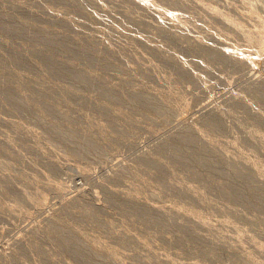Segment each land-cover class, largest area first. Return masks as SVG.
<instances>
[{"label":"rangeland","instance_id":"374dc122","mask_svg":"<svg viewBox=\"0 0 264 264\" xmlns=\"http://www.w3.org/2000/svg\"><path fill=\"white\" fill-rule=\"evenodd\" d=\"M98 1L0 0V264H85L58 244L79 232L86 245L114 248L121 264H264L249 246L264 247V209L232 171L244 167L238 161L246 156L260 169L251 183L264 189V59L251 69L213 57L232 51L256 60V44L233 28H264V0H143L147 7L142 0ZM50 38L66 39L73 51L43 43ZM41 53L95 79L86 84L56 75L41 64ZM104 89L114 98L101 96ZM7 95L18 101L16 108ZM142 96L164 104L170 115L162 117ZM234 96L243 103L237 106ZM218 118L221 128L208 130V121ZM52 126L65 133L50 132ZM191 130L197 142L180 141ZM88 136L96 154L79 148ZM201 145L217 148L207 155ZM192 146L209 161H173L174 147L188 152ZM217 153L223 163H216ZM231 162L236 167H227ZM52 183L64 188L55 192ZM216 184L243 190L249 204L221 195ZM139 206L153 221L142 218ZM187 211L215 229L191 223ZM237 234L252 252L249 263L243 261L248 250L230 249ZM101 255L91 264H116Z\"/></svg>","mask_w":264,"mask_h":264},{"label":"bare ground","instance_id":"6f19581e","mask_svg":"<svg viewBox=\"0 0 264 264\" xmlns=\"http://www.w3.org/2000/svg\"><path fill=\"white\" fill-rule=\"evenodd\" d=\"M66 1V0H65ZM131 1H133V2H137V0H131ZM95 2L96 3H98L99 1L98 0H95ZM142 5L144 6V7H147L148 6V3H146L145 1H143L142 0ZM21 7V6H20ZM246 16V15H245ZM173 20L177 23V24H179V25H183V24H181V22L177 19V18H173ZM225 25V27H229L230 28V26L228 25V24H224ZM254 26H256V27H254ZM253 26V29H249V30H247V29H244V28H238V27H234L233 29L235 30V32L238 34V35H240L241 37L243 36V37H245L246 38V40L248 41V42H254L255 44H256V46H257V49L255 50V52L253 53V55L256 57V60L255 61H253V59L252 58H250V57H248V56H246V57H244L243 59H240V58H237L236 56H235V54H234V52H232V51H229V52H225V51H218V52H214V54H213V57L215 56L216 58H219V59H223V58H225V59H228V58H231V59H234L235 61H237V62H240L241 64L242 63H244L245 65H247V66H249L251 69H253L254 68V66H257L258 64H259V62H260V58H262V59H264L262 56L264 55V28H257V26L258 25H254ZM6 27V26H5ZM7 28V27H6ZM13 28H15L14 26H13ZM12 29V28H11ZM10 29V30H11ZM16 29V28H15ZM14 29V30H15ZM17 31V33L19 34V32H18V30H20L21 31V29H19V28H17L16 29ZM22 32V31H21ZM14 33H15V31H14ZM47 38H49V37H47ZM44 39H45V37H44ZM62 39V38H61ZM67 40H69V39H67ZM71 40V39H70ZM136 40H137V38H136ZM41 41H43V40H41ZM72 42V41H71ZM195 42H199L200 44H199V46L200 45H202V44H204L200 39H196L195 40ZM43 43H49V47H53L54 49L56 48V47H58L57 45H59L60 47H62L64 50H66V52H72L73 51V47H74V45H73V47L69 50V47H71V46H69V44L68 43H70V42H66V39L64 40V39H62V40H60V39H58V38H50V39H48V40H46V42L45 41H43ZM75 44V43H74ZM46 45H48V44H46ZM78 45V44H77ZM197 45H198V43H197ZM78 48V47H77ZM75 49H76V46H75ZM21 50V49H20ZM78 50V49H77ZM196 50V49H195ZM22 51V50H21ZM79 51H80V49H79ZM83 51V50H82ZM17 52V54H18V52H20L19 50H17L16 51ZM40 52V51H39ZM71 52H70V54H71ZM20 54H22V53H20ZM19 54V55H20ZM35 54H36V51H35ZM42 54V53H41ZM40 54V55H41ZM39 55V54H38ZM40 55L38 56L39 58H40ZM42 55H44L43 57H45L44 58V61L41 63L40 62V59H39V62L43 65V63L44 64H48V67L50 66L51 67V69L55 72V74L57 75H63V76H68L69 78H70V80H72L73 79V81L74 80H76V81H78L77 83H79V82H83L84 83V81L86 80V78H87V75H84L83 73V75L81 74V72H79V71H77V70H74V69H71V70H69V69H67L65 66H62V65H59L60 63L58 62V60H55V58L54 57H48V58H46L47 56H45V55H47V54H42ZM16 57V55H13V57ZM21 56V55H20ZM42 57V56H41ZM9 59V58H8ZM7 59V60H8ZM13 59V58H12ZM17 59H19V58H17ZM17 59H14L13 61H17ZM11 60V59H10ZM42 60V59H41ZM9 61V60H8ZM12 61V60H11ZM10 62V61H9ZM18 62V61H17ZM12 63V62H11ZM16 63V62H15ZM37 64H39V63H37ZM40 64V65H41ZM62 64V63H61ZM42 65H41V67H42ZM46 65H44L43 67H45ZM262 66V65H261ZM47 68V67H46ZM48 69V68H47ZM182 69V68H181ZM263 69H264V67H263ZM183 70V69H182ZM49 71H50V69H49ZM184 71V70H183ZM51 72V71H50ZM185 72V71H184ZM97 74V73H96ZM183 74V73H182ZM19 75V74H18ZM90 75H92L91 73H90ZM89 75V76H90ZM185 75V74H184ZM191 75V74H190ZM195 76V77H194ZM15 77V76H14ZM92 77V76H91ZM194 77V78H193ZM72 78V79H71ZM195 78H196V75H193L192 76V79L193 80H195ZM60 79H63V78H60ZM87 79H90V81L91 80H93V79H95V78H87ZM97 79H98V77H97ZM96 79V80H97ZM69 80V81H70ZM75 82V81H74ZM85 82H87V81H85ZM88 82H89V80H88ZM88 82L86 83V84H88ZM93 82V81H92ZM96 83H100V85H101V81L100 82H97L96 81ZM103 83V82H102ZM105 83V82H104ZM104 83L102 84L103 86H104ZM80 84H82V83H80ZM91 84V83H90ZM94 84H95V80H94ZM92 85V84H91ZM108 85V84H107ZM106 85V86H107ZM84 86H86V85H84ZM88 86V85H87ZM257 87V86H256ZM105 88V87H104ZM110 88V87H109ZM114 88H116V87H114ZM102 90H103V88H102ZM8 91V90H7ZM116 91V90H115ZM122 91V90H121ZM12 92V91H11ZM104 92V93H103ZM103 92H101L102 93V95L101 96H103V94H106L107 96H105V98H112V95H113V91L110 89V90H108V89H104V91ZM119 92H120V90H119ZM129 92H131V91H129ZM128 92V93H129ZM4 93V92H3ZM6 93V92H5ZM4 93V94H5ZM115 93V92H114ZM134 93H137L136 91L134 92ZM10 94H12V93H10ZM115 94H117V93H115ZM131 94H133L132 92H131ZM131 94H129V95H131ZM119 95V94H118ZM123 95H126L127 96V92L125 93V94H123ZM123 95H121V96H123ZM1 96V95H0ZM5 96V95H4ZM3 96V97H4ZM103 96V97H104ZM111 96V97H110ZM115 96V95H114ZM139 96H141V95H139ZM115 97H118V96H115ZM128 97V96H127ZM142 97H144V96H142ZM263 99H264V95L262 94V96H261ZM260 97V98H261ZM2 98V97H1ZM5 98H7V100H10L11 102H13V104L15 105H17V102L16 101H14V98L12 97V95H7ZM114 98V97H113ZM112 98V99H113ZM139 98V97H138ZM233 99L232 100H234L233 102H236L237 103V106H238V104L239 103H241L242 102V100H241V97L240 96H234V97H232ZM4 99V98H3ZM81 98H79V100H80ZM83 99V98H82ZM135 100H137V97H136V99ZM140 100H141V98H140ZM262 100V99H261ZM2 101V100H1ZM3 101H5L6 102V99H4ZM82 101V100H81ZM142 101H143V104H145V105H148L149 107H152V108H154L157 112H159L160 114H164L162 117H164V116H166V114H169L170 112V110H168V109H166V110H168V111H166V110H164L163 109V107H161V105H163L164 106V104H161L160 105V103L156 100V99H154V100H152V99H150V98H147V97H144V98H142ZM155 101H157V102H155ZM84 102H86V100L85 101H82V103H84ZM141 101H138V103H140ZM232 102V101H231ZM262 102H263V100H262ZM7 103V102H6ZM20 103V102H19ZM87 103H88V101H87ZM243 103V102H242ZM11 105V107L12 106H14V105ZM85 104V103H84ZM233 105H234V103H232ZM14 106L13 108H16L17 106ZM19 105V104H18ZM21 105V104H20ZM19 105V106H20ZM141 105V104H140ZM239 105H241V104H239ZM83 106V105H82ZM85 106H86V104H85ZM87 106L88 107H90V105L89 104H87ZM86 108V107H85ZM85 108H82V109H85ZM91 108V107H90ZM92 108H93V106H92ZM94 109L96 110V107H94ZM98 109V108H97ZM86 110V109H85ZM89 110V109H88ZM94 110V111H95ZM99 110H100V108H99ZM89 111H91V110H89ZM88 111V112H89ZM97 111V110H96ZM101 112H102V110H100ZM86 112H87V110H86ZM87 112V113H88ZM100 112V113H101ZM169 112V113H168ZM93 113V111L91 112V114ZM96 113V112H95ZM98 113H99V111H98ZM103 113H104V111H103ZM102 113V114H103ZM90 114V113H89ZM90 114V115H91ZM97 114V113H96ZM96 114H94V115H96ZM102 114H101V116H102ZM100 114H98V116H99ZM170 115V114H169ZM161 116V115H160ZM92 117V116H91ZM95 117V116H94ZM100 117V116H99ZM99 117H95V119H97V118H99ZM93 118V117H92ZM261 120V119H260ZM53 125V124H52ZM207 125H209L208 126V130H211V131H216V129H219V128H221V126H222V123L220 122V120H219V118L218 119H210L209 121H208V123H207ZM225 126V125H224ZM50 129H49V131L51 132V130L55 133L56 132V134L58 133V135H61V134H63V133H65V132H63V131H61V129H59V128H56V126H52V129H51V127H49ZM225 128V127H224ZM59 129V130H58ZM55 130H58V131H55ZM52 132V133H53ZM53 133V134H54ZM252 133H254V132H249V134H251L252 135ZM65 135V134H64ZM66 136V135H65ZM253 136V135H252ZM251 136V137H252ZM253 137H255V136H253ZM252 137V138H253ZM85 137H83V139H84ZM89 138V136L87 137V139L86 140H84V141H79L80 143L78 144L79 145V148L81 149V151L83 152H86V154L87 153H92V154H96L99 150H97V146L94 144V141H93V138L91 137V139H92V141H91V139H88ZM256 138V137H255ZM197 139V138H196ZM196 139H195V135H194V133H193V130H191V131H187V133H185L184 135H182L181 136V138H180V141H183V142H186L185 144H187V143H190V145H191V143L193 142L194 143V140L196 141ZM206 140V139H205ZM254 140V139H253ZM252 140V141H253ZM199 141V140H198ZM202 141H204V140H202ZM208 141V143H209V145L211 144L212 145V142L211 141H209V140H207ZM197 142V141H196ZM195 142V143H196ZM182 143V142H181ZM201 143V142H200ZM200 143H198V147H200ZM205 143H207V142H205ZM225 143V142H224ZM223 143V144H224ZM254 143V142H253ZM257 143V142H256ZM256 143H254V144H256ZM201 144H203V143H201ZM189 145V146H190ZM208 145V146H209ZM195 146H197V145H195ZM195 146H192V148H191V150H189L188 149V152H183V151H181L180 149H178V148H176V147H174V149H173V151H172V157H173V159H175V160H173V161H177L176 163H184V165H185V162H188L189 160H191V161H193V162H197V163H199V165L201 164V163H203L204 164V162L206 163V162H208L209 161V159H206L205 157H203V156H201L200 155V152H196L195 150H193L194 148H196ZM202 147L201 148H206L205 146L203 147V145H201ZM214 146V145H213ZM213 146H209L208 148L209 149H205V150H203L202 152H204L205 154H207V153H210V155H211V153L212 152H215L216 150V148H217V146H216V148H215V146L213 147ZM225 146V145H224ZM233 146V145H232ZM231 146V147H232ZM235 146V145H234ZM99 147V146H98ZM194 147V148H193ZM197 147V148H198ZM100 148V147H99ZM215 148V149H214ZM233 148V147H232ZM235 148H236V146H235ZM234 148V149H235ZM237 149V148H236ZM236 149H235V152H236ZM199 150H202V149H199ZM231 150V149H230ZM233 150V149H232ZM78 151H79V149H78ZM80 151V152H81ZM83 152V153H84ZM201 152V153H202ZM233 152V151H232ZM91 154V155H92ZM233 154V153H232ZM239 153H237V155H238ZM241 154V153H240ZM208 155V154H207ZM213 155V154H212ZM220 154H218L217 153V156H216V154H215V156H216V163H223V161H224V158H223V156L221 155V156H219ZM242 155V154H241ZM240 155V156H241ZM171 157V158H172ZM226 157H228L227 155H226ZM233 157H236L235 155L233 156ZM232 157V158H233ZM189 158V159H188ZM231 158V160H233ZM243 158V157H242ZM245 158H247L246 156H244V158H243V160L241 159V157H239L238 156V159H241V160H239L238 162L240 163V164H242V165H244V167H246V171L245 170H243V171H245L246 172V174H245V172L243 173V171H241L242 169H244V167H241V166H237L238 168H239V170H238V168L237 169H234L233 170V168L232 167H236V166H234L235 164L237 165V163H234L235 162V160H236V162H237V160L238 159H235V160H233V163H234V165H232V162H231V165H227V164H225V166L227 165V167H229L230 169L232 168V171H233V173L235 174L234 176H236L245 186H246V189H245V193L246 194H248L250 197H252V198H254V199H256V203L255 204H257V206H258V208H260V210H261V208L262 209H264V189H261V190H259V189H257L258 187L260 188L261 186H259L258 184V187H254L253 186V184L251 183V182H253L254 180L252 179L253 177H255L254 176V174H256L257 176H259L260 174V169H257V167L255 166V165H253L252 164V162L251 161H249L248 159H245ZM230 159V158H229ZM150 160V159H149ZM227 160V159H226ZM151 161V160H150ZM150 161H147V159H146V162L148 163L149 162V164H151L152 165V162H150ZM228 161V160H227ZM1 162V161H0ZM229 162V161H228ZM227 162V163H228ZM2 164V163H1ZM0 164V165H1ZM189 164H190V161H189ZM189 164H187V165H189ZM192 164V163H191ZM195 164V163H194ZM229 164V163H228ZM183 165V164H182ZM2 166V165H1ZM154 166V165H153ZM231 166V167H230ZM187 167V166H186ZM249 170V173H248V170ZM79 173H83V170H81V169H78L77 170ZM190 171V170H189ZM191 174L193 173L192 172V170H191V172H190ZM195 173V172H194ZM193 173V176H192V178L194 177V175L196 174H194ZM3 175H4V173H2ZM6 175V174H5ZM195 178L197 179V181H199L198 180V178H197V175L195 176ZM256 178V177H255ZM257 178H259V180L258 181H260V182H262L263 180L262 179H260L261 177H257ZM203 180V179H202ZM257 180V179H256ZM256 180H255V183H256ZM262 180V181H261ZM258 181H257V183H258ZM211 182V181H210ZM199 183H200V181H199ZM214 183V182H213ZM212 183V184H213ZM254 183V184H255ZM202 184V183H201ZM209 184V183H208ZM242 184V185H243ZM51 186V189L52 190H54L55 192H58V193H60L61 192V190L64 188V186L60 183V184H57V183H52V185H50ZM202 186H204V185H202ZM210 186V185H209ZM213 186H214V184H213ZM204 187H206V186H204ZM211 187V186H210ZM209 187V188H210ZM206 188H208V187H206ZM215 188H217L218 189V192L221 194V195H224L225 197H227V198H229V199H231V200H236L237 202H239L240 201V203H242L241 201H243V202H245V201H247V200H245L247 197H245V195L243 194V190H241V189H236L233 185L232 186H230V185H220V184H216V186H215ZM262 188V187H261ZM213 190H215V189H213ZM216 192V191H215ZM219 193H217V194H219ZM136 197V196H135ZM134 197V198H135ZM129 198H131V197H129ZM138 198V197H137ZM137 198H135V199H137ZM134 199V200H135ZM197 199V198H196ZM127 200H128V197H127ZM131 200H133V198H131L130 199V201ZM138 201H139V199H138ZM137 201V203H139ZM204 201H206L207 202V200H204ZM129 202V201H128ZM136 202V201H135ZM206 202H204V204L206 203ZM132 203H134V201L132 202ZM243 204H245V203H243ZM246 204H249L248 203V201L246 202ZM252 205V204H251ZM256 208H257V206L256 205H254ZM167 207V206H166ZM135 209L137 208V207H134ZM133 208V209H134ZM140 208H142V207H138V209H137V211L141 214V216H142V218L144 217V219H147L149 216H150V218H151V220H152V216L151 215H149L148 216V213L149 214H151L150 212H149V210H146L145 208L144 209H140ZM168 208V207H167ZM135 209H134V211H135ZM163 209V208H162ZM169 210H171L170 208H168ZM83 210H85V209H83ZM147 212H146V211ZM159 210V209H158ZM168 210V211H169ZM173 210V209H172ZM86 211V212H85ZM85 211H83L84 213H87V212H89V210L88 209H86ZM159 211H161V210H159ZM162 211H164V209L162 210ZM174 211V210H173ZM250 211V210H249ZM166 212H167V209H166ZM172 211H170V212H168V213H171ZM177 212H179V211H177ZM188 212V211H187ZM238 212V211H237ZM237 212H236V214H237ZM251 212V211H250ZM257 212L259 213L260 211H258V209H257ZM262 212V211H261ZM254 213V212H253ZM258 213H256V216H258L259 214ZM88 214V213H87ZM188 214H189V217H187V219H188V221H190L191 223H194V224H196V225H199L198 227H200L201 226V229H208L210 232H211V229H215L214 228V226H212V224H209V222H207L206 221V219L205 218H203V217H201L200 215H198V214H196V213H193V212H188ZM235 214V215H236ZM251 214V213H250ZM263 214H264V212H263ZM262 213H260V215H263ZM89 215H91L90 214V212H89ZM237 215H239V214H237ZM236 215V216H237ZM253 215L254 214H252V217H253ZM168 217H170V216H168ZM167 217V218H168ZM259 217V216H258ZM258 217L257 218H255V219H258ZM150 218H149V220H150ZM166 218V217H165ZM239 218V217H238ZM254 218V217H253ZM263 218V216L262 217H260L259 219H261V221H262V223L264 222L263 220L264 219H262ZM254 219V222L256 221ZM153 221V220H152ZM159 221V220H158ZM165 221V220H164ZM145 222H146V220H145ZM160 222V221H159ZM187 222V221H186ZM219 222V221H218ZM224 222H226L225 220L224 221H221L220 220V223H223V227H224V224H225V228L227 229V227H226V225L228 226V222H226V223H224ZM188 223V222H187ZM186 223V224H187ZM217 223V222H216ZM183 224V223H182ZM264 224V223H263ZM221 225H219V226H221ZM231 225V224H230ZM257 225H258V222H257ZM262 224H260V226H261ZM182 226V225H181ZM184 226V225H183ZM180 227V228H184L185 229V227ZM189 226H191V224L189 225ZM218 226V225H217ZM218 226V227H219ZM221 226V227H222ZM231 227V226H230ZM69 228V227H68ZM224 228V229H225ZM71 229V228H70ZM187 229H188V225H187ZM229 229H231V228H229ZM186 230V229H185ZM213 232V231H212ZM115 234H117V233H115ZM126 234V233H125ZM78 235H80V232H79V234ZM78 235H74V233H71V234H67V235H64V236H62L61 238H59V240H58V244H60V246H61V248L62 247H64V249L65 248H68L69 250H70V252L72 253V255L73 256H76L77 258H79L80 260H82L85 264H91V259L92 258H94V257H96V256H98V255H101L102 257L104 256V257H106L107 259H105V260H108V261H112V262H115L116 264H121L120 263V260H119V257H118V255H116V253H115V250H114V248H112V247H110V246H108V244H107V246L105 245V246H102L103 245V243H102V245H100V244H94V242H91V244L89 243V244H87V245H91L90 247L89 246H87L86 245V243L84 242V241H82L81 240V238H79L78 237ZM129 235V237H131V239L132 240H136V243L138 242L142 247H145L146 245H147V242L146 241H144V240H141L139 237H137L136 235H130V234H128ZM127 235V236H128ZM237 235H239V234H237ZM240 236V235H239ZM243 236V235H242ZM129 237H127L128 239H130ZM244 237V236H243ZM117 238V236H115V239ZM215 238V237H214ZM241 238V236L240 237H238V238H236L235 237V239L234 240H236V243H234V245L233 246H230V249L231 250H235L236 251V248L237 249H239V250H241V251H243V250H245V246L244 245H242V239H240ZM245 238V237H244ZM243 238V239H244ZM130 239V240H131ZM246 239V238H245ZM244 239V241H246ZM244 241H243V243H244ZM82 242H84L85 243V245L87 246H85ZM125 241L123 240V242L122 243H124ZM88 243V242H87ZM249 246L250 247H252L251 249L249 248ZM248 246V248L252 251V249H253V251H255L256 253H259L260 254V256H264V247H262V248H259V247H257L256 245H254L253 243H250V245ZM245 247V248H244ZM246 249L245 250V252L248 250L249 251V249ZM252 251V252H253ZM244 252V251H243ZM252 252L250 253V251H249V253L246 255L245 253V255L244 256H247L246 258H244L243 259V261L244 262H246V263H249V256H251V255H249V254H252ZM255 252H253V254H255ZM0 253H2V251L0 252ZM239 253V252H238ZM247 253V252H246ZM96 258H101V257H96ZM50 259H51V257H50ZM103 259V258H102ZM101 259V260H102ZM166 259L167 260H170L169 259V257L167 256L166 257ZM53 260H54V258H53ZM100 260V261H101ZM104 261V260H103ZM165 263H168L167 261H165ZM99 264H106V263H104V262H99ZM188 264H198V263H195V262H191V263H188ZM256 264H260V263H256Z\"/></svg>","mask_w":264,"mask_h":264}]
</instances>
